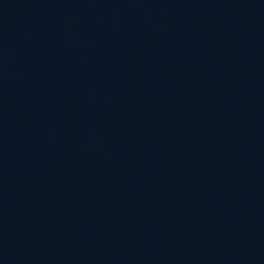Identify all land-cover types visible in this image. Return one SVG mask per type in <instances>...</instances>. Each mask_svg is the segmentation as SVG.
Wrapping results in <instances>:
<instances>
[{"label": "water", "instance_id": "obj_1", "mask_svg": "<svg viewBox=\"0 0 264 264\" xmlns=\"http://www.w3.org/2000/svg\"><path fill=\"white\" fill-rule=\"evenodd\" d=\"M0 264H264V0H0Z\"/></svg>", "mask_w": 264, "mask_h": 264}]
</instances>
